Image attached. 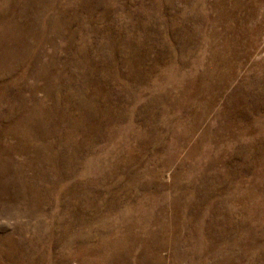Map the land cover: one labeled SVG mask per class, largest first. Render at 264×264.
Returning a JSON list of instances; mask_svg holds the SVG:
<instances>
[{"label":"rangeland","instance_id":"obj_1","mask_svg":"<svg viewBox=\"0 0 264 264\" xmlns=\"http://www.w3.org/2000/svg\"><path fill=\"white\" fill-rule=\"evenodd\" d=\"M0 264H264V0H0Z\"/></svg>","mask_w":264,"mask_h":264}]
</instances>
